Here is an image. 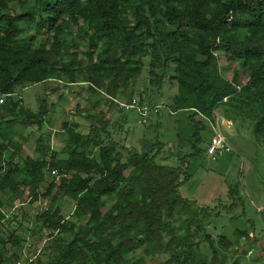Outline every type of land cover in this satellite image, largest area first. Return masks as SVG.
I'll use <instances>...</instances> for the list:
<instances>
[{
	"label": "trees",
	"instance_id": "1",
	"mask_svg": "<svg viewBox=\"0 0 264 264\" xmlns=\"http://www.w3.org/2000/svg\"><path fill=\"white\" fill-rule=\"evenodd\" d=\"M82 43L86 50L80 53ZM219 51L247 73L244 83L239 70L232 78L223 75ZM145 56L152 87L161 88L167 77L176 81L175 105L193 110L191 119H214L216 109L227 105L229 116L253 121L256 134L264 135V0H0V88L6 100L28 85L82 80L90 96L78 95L97 109L104 95L114 100L120 91L136 94L132 85ZM49 111L46 97L37 113H26L21 98L0 112V221L9 191L37 199L45 184V197L57 189L37 220L40 231L59 235L44 246L48 260L37 264H138L127 254L144 245L152 254L172 246L176 211L191 204L179 194L189 176L181 166L155 161L163 145L156 152L129 147L112 135L102 114L87 113L88 132L77 122L62 123L65 158L41 136L35 149L41 158L24 155L13 125L41 129ZM48 173L60 183H46ZM58 194L74 201L72 219L61 213ZM111 196L114 203L103 210ZM68 233L72 239L66 241L61 235ZM8 241L18 263L23 239L12 230Z\"/></svg>",
	"mask_w": 264,
	"mask_h": 264
},
{
	"label": "rangeland",
	"instance_id": "2",
	"mask_svg": "<svg viewBox=\"0 0 264 264\" xmlns=\"http://www.w3.org/2000/svg\"><path fill=\"white\" fill-rule=\"evenodd\" d=\"M10 6L19 10L17 4ZM71 38L73 36L69 35L66 39ZM78 49L83 53L86 44H80ZM218 54L223 75L232 78L235 70H239L240 80L244 83L247 73L239 63L229 61L223 52ZM149 64L150 58L145 56L143 70L132 85L136 94L132 95L131 89L125 94L120 91L114 100H108L104 95L97 109H91L88 100L78 95L79 91H85L86 96H90L82 80L63 87L56 81H45L18 88L5 104H0V112L11 104V99L21 98L26 113H37L47 97L50 111L41 129L18 123L12 127L16 137L24 143L23 154L37 159L41 158L35 150L40 136L44 143L59 151L58 157L65 158L67 154L63 147L67 133L62 129V123L77 122L82 131L88 132L87 113L92 116L102 114L109 120L108 129L112 135L117 140L125 138L129 147L141 151L153 148L156 152L158 145H163L155 161L183 168L189 177L179 187V194L191 204L179 206L176 211L172 221L177 236L174 244L154 254L146 252L147 245H144L127 254L126 258L132 263L264 264V135L256 134L253 121H244L235 112L229 116V107L221 105L216 109V120L232 150H218L211 155L208 148L214 132L212 122L200 114L191 119L193 110L177 109L176 81L167 77L161 88L152 87ZM133 99L145 102L149 107L147 116L141 114L137 105L129 106ZM76 106H80L78 111ZM3 125L6 128L7 124ZM53 175L47 174L46 183L54 179ZM54 182L58 185L60 177L56 176ZM45 188L46 184L40 188L37 199L28 192L13 195L9 191L3 196L2 209L6 217L0 221V240H4L0 241V264H28V261L37 264L39 258L48 260L44 246L55 242L54 237L59 234L49 236L47 231L39 230L37 218L57 193L54 188L52 194L45 197L42 194ZM55 200L60 204L61 213L72 219L74 201L60 194ZM105 201L103 210L114 203L115 196L105 197ZM197 226L201 228L197 229ZM12 230L23 239L18 263L10 257L14 249L8 241ZM61 236L66 241L72 239L69 233ZM168 239L166 236L165 240ZM213 247L217 249L215 254Z\"/></svg>",
	"mask_w": 264,
	"mask_h": 264
},
{
	"label": "built area",
	"instance_id": "3",
	"mask_svg": "<svg viewBox=\"0 0 264 264\" xmlns=\"http://www.w3.org/2000/svg\"><path fill=\"white\" fill-rule=\"evenodd\" d=\"M1 91L2 90L0 88V104L4 103V101L6 100V97H7V95L3 94ZM134 105L138 106V108H139V110L143 116L148 115V112H149L148 108L149 107L146 104H139V102L137 100L133 99V101L130 103L129 106L131 107ZM123 106H127V105L123 104ZM210 121L212 122V125H213L212 128H213L214 132H213V135H212L211 140H210L208 152L211 155H215V153L218 150L231 151L232 149H231L230 145L228 144L227 138L220 131L219 125H218L217 120H216V116H214V119H210ZM226 124H227V122H226ZM19 264H21V263L19 262Z\"/></svg>",
	"mask_w": 264,
	"mask_h": 264
}]
</instances>
